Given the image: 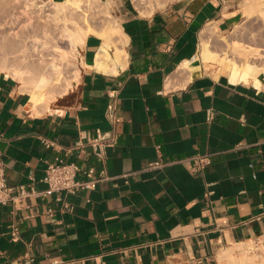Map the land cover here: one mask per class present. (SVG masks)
<instances>
[{
	"label": "crops",
	"instance_id": "obj_1",
	"mask_svg": "<svg viewBox=\"0 0 264 264\" xmlns=\"http://www.w3.org/2000/svg\"><path fill=\"white\" fill-rule=\"evenodd\" d=\"M240 3L179 0L142 16L122 1L121 54L87 36L64 110L31 114L26 88L0 74L8 185L44 191L57 159L80 169L75 181L98 180L0 205V264H210L217 251L264 236V81L231 82L228 63L200 59L203 30H229ZM111 130L115 145L98 155L89 142Z\"/></svg>",
	"mask_w": 264,
	"mask_h": 264
},
{
	"label": "rangeland",
	"instance_id": "obj_2",
	"mask_svg": "<svg viewBox=\"0 0 264 264\" xmlns=\"http://www.w3.org/2000/svg\"><path fill=\"white\" fill-rule=\"evenodd\" d=\"M34 1L49 2L50 0ZM122 1H129L138 14L141 11L144 13L150 11L148 4L140 0H109L108 4L105 3V0H78V5L76 3L75 8L69 9L67 13L55 15V9H48L51 7L48 4L46 7L48 10L44 11L41 15H37L31 13L29 8L25 9V5H29L30 2L25 3V0H0V65H7L10 68L19 69L24 72L23 77L27 82L21 85L26 88L27 93L33 90L29 81L33 79L42 80L39 83L40 89L44 92L49 89L56 91V100L50 103L47 108L64 110L69 105V101H72L73 92L78 86V83L73 79V74L79 70L81 78L85 64L80 47H78L79 55L69 53L71 46L69 39L66 38L67 35L63 32L62 26L64 23L62 22L63 20L61 21V18L65 17V15L68 16L65 17L66 19L69 18L68 20L65 19V23L67 24L66 28L68 27L70 32L82 30L83 32H87V36L91 34L101 36L108 28L117 24L120 25V7ZM151 1L152 7H155L156 1L159 3V5H156V9L154 8L155 10H153V13H155L156 11L166 9L179 0ZM248 1L250 2V0H241L239 4L240 16L237 23L227 31L218 32L220 36L229 35L232 46L235 43L236 46H243L250 27H254L253 29L256 32L258 31L257 28H259L260 21L247 19L251 11L248 5L250 3L252 5L253 0L250 3ZM248 10H250L249 13ZM150 15L145 14L144 16ZM34 38L38 40L37 43H40L39 45L37 44V53L33 52ZM217 38L219 39V37ZM218 39H213V49L222 53L225 50V46ZM56 48L69 53L66 60L58 57L57 52H55ZM239 54V58L243 59L242 53ZM49 74H52V76L50 77ZM67 82H70L73 88L71 87L66 94H61L60 92ZM248 242L253 243V240ZM253 245L254 250L250 251L251 255H256L255 262L257 264H263L264 244L253 243ZM225 249L217 251L214 262H210V264H220L217 256ZM234 255L237 257L241 256L239 252L234 253ZM163 264H196V261L174 257Z\"/></svg>",
	"mask_w": 264,
	"mask_h": 264
},
{
	"label": "bare ground",
	"instance_id": "obj_3",
	"mask_svg": "<svg viewBox=\"0 0 264 264\" xmlns=\"http://www.w3.org/2000/svg\"><path fill=\"white\" fill-rule=\"evenodd\" d=\"M77 1L78 0H62V1L50 0L49 2H44V1L36 2L34 0H28V1L25 0V3L30 2L29 5L31 6L30 7L29 5H25V9L29 8L31 13L41 15L44 11L53 8L55 9V12H56L55 15L64 14V13H67L69 9L75 8L74 6H76ZM140 1L147 3L148 8L150 9L148 13H144L141 11L140 14L143 16L145 14H148V15L152 14L153 10L156 9V5H159L157 1H156V5H154L155 7H152L153 4L151 5L152 3L151 0H140ZM251 1L252 0H250V2ZM105 3L108 4L109 0H105ZM48 4L51 5V7L46 9ZM248 6H250L251 11L248 10V13L249 11L250 13H249V16H247L248 17L247 19L251 21L253 19L260 21L259 23L260 25L257 23L259 25V28H257L258 31L256 32L255 29H253L254 27L253 28L250 27L249 33L246 32L248 33V36L246 37V40L244 41L243 46H236L235 45L236 43L232 46L229 35L218 36L219 37L218 41H221L223 45L225 46V50L222 53H218L219 51L215 52L212 50V44H211L213 38H215L214 36L218 35L217 28L216 26L206 27L203 30V33L201 34H204V35L207 34L209 36L207 40L202 39L201 45L199 44L200 45V59H202L203 61L213 62V63H222V62L229 63L231 82H234V83L243 82L249 85L252 84L254 86H258V85L260 86V77L264 81V0H253L252 5L250 3ZM61 17L63 16L61 15ZM65 17H68V16L65 15ZM65 17H63L64 19L61 18V21L63 20L62 22L64 23L63 24L64 27L62 26V28L64 29L63 32L67 35L66 38L69 39V42H70L69 44L71 46V49H70L71 51L69 53H72L73 55H79L78 47L80 48L83 47L84 41L87 37V32H83L82 30L70 32L68 27L66 28L67 24L65 23V19H66ZM68 19L69 18H67L66 20ZM69 21L72 22L71 20ZM101 37L104 39V44H103L104 48H110V46L114 44V46L116 45L115 48L118 51V48H119L118 46L124 45L125 36L122 33L119 24L108 28L105 32H103V34H101ZM201 37L203 36L201 35ZM37 42L38 40L34 38L33 52H36V53L38 52L37 44L38 45L40 44ZM55 52H57L58 57L62 60H66V57L69 54L68 52L60 50L59 48H56ZM239 53H242L243 59L239 58V55H240ZM117 54H121V51H118ZM38 72L40 73V71ZM0 74L5 75L6 77H12L20 84H24L25 82H27L23 77L24 72H22L19 69L10 68L7 65L5 66L0 65ZM49 76L51 77L52 74H49ZM79 78H80V73H79V70H77L73 74V79L76 81V83H80ZM41 81L42 80L40 79H36V80L33 79L29 81L33 89L32 92L29 93L30 101H31L30 112L33 115L41 114L42 110H44L42 109L43 106L44 108H46L49 106L50 103L56 100L55 90L49 89L44 92L42 89H40L39 83ZM71 87L72 86L70 82H67L65 87L62 89L60 93L66 94L67 91ZM251 250H254L253 243L251 242L249 243L248 241H243V242L233 244L229 248L223 250V252L218 254L217 258L220 264H257L255 262L256 255H251V252H250ZM237 252H239L241 256L239 257L235 256L234 253H237ZM262 260L264 264V256L262 257Z\"/></svg>",
	"mask_w": 264,
	"mask_h": 264
},
{
	"label": "built area",
	"instance_id": "obj_4",
	"mask_svg": "<svg viewBox=\"0 0 264 264\" xmlns=\"http://www.w3.org/2000/svg\"><path fill=\"white\" fill-rule=\"evenodd\" d=\"M105 116L109 123L113 126L116 123V101H114V95L110 96ZM116 143V135L113 130L108 132H99L97 136L92 139L89 144L92 150L98 155H102L106 148L114 146ZM199 163L205 165L208 163L207 157H199ZM158 162L151 163L150 167H157ZM80 169L74 164H67L61 159H57L55 162L49 163L46 167L45 176L43 182L46 185V189L42 192L29 190L27 191L23 187L13 188L7 183L5 174V164L2 161L0 153V205H7L15 201V199H25L33 196H49L54 193H71L80 188H92L98 180H93L89 183L75 181L76 174ZM14 236H18L17 231H14ZM254 244H264V236L258 237L253 240Z\"/></svg>",
	"mask_w": 264,
	"mask_h": 264
}]
</instances>
